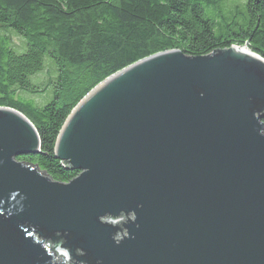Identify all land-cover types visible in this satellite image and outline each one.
Returning a JSON list of instances; mask_svg holds the SVG:
<instances>
[{
    "label": "water",
    "instance_id": "water-1",
    "mask_svg": "<svg viewBox=\"0 0 264 264\" xmlns=\"http://www.w3.org/2000/svg\"><path fill=\"white\" fill-rule=\"evenodd\" d=\"M263 119L246 46L160 52L72 109L54 159L78 175L60 183L16 160L38 134L0 108V264H264Z\"/></svg>",
    "mask_w": 264,
    "mask_h": 264
},
{
    "label": "trees",
    "instance_id": "trees-1",
    "mask_svg": "<svg viewBox=\"0 0 264 264\" xmlns=\"http://www.w3.org/2000/svg\"><path fill=\"white\" fill-rule=\"evenodd\" d=\"M224 1L0 0V108L25 116L40 141L39 154L16 160L55 182L75 178L77 171L54 159L65 120L95 86L142 59L246 46L264 60V0H246L244 15L230 21L218 13ZM11 33L22 38L23 53ZM42 72L44 81L35 83Z\"/></svg>",
    "mask_w": 264,
    "mask_h": 264
},
{
    "label": "rangeland",
    "instance_id": "rangeland-1",
    "mask_svg": "<svg viewBox=\"0 0 264 264\" xmlns=\"http://www.w3.org/2000/svg\"><path fill=\"white\" fill-rule=\"evenodd\" d=\"M245 3H246V0H226L224 1L221 7L217 8L220 18H224V20L230 21L233 14H236V16H243L245 13V9H244ZM205 14L208 15L207 12H205ZM10 35H11V38L14 44V48L17 50V51L15 50L16 53H23L26 47L24 46V42L22 38H20L19 36L13 33H11ZM44 60L46 61L47 58L45 57ZM32 80H34V78ZM42 81H44V72H42L35 78V83H40ZM27 97L33 99L39 105L42 102V99H40L39 97H29V96Z\"/></svg>",
    "mask_w": 264,
    "mask_h": 264
},
{
    "label": "bare ground",
    "instance_id": "bare-ground-1",
    "mask_svg": "<svg viewBox=\"0 0 264 264\" xmlns=\"http://www.w3.org/2000/svg\"><path fill=\"white\" fill-rule=\"evenodd\" d=\"M59 258H60V260H61V259H62V260L65 259V257L62 258L60 255H59Z\"/></svg>",
    "mask_w": 264,
    "mask_h": 264
}]
</instances>
